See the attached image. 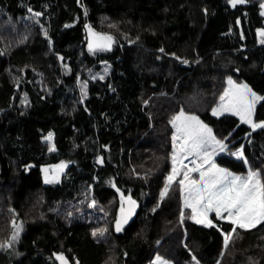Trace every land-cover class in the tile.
<instances>
[{
    "label": "trees",
    "instance_id": "trees-1",
    "mask_svg": "<svg viewBox=\"0 0 264 264\" xmlns=\"http://www.w3.org/2000/svg\"><path fill=\"white\" fill-rule=\"evenodd\" d=\"M263 3L0 0V244L11 245L0 264H264V225L225 249L232 225L195 223L178 183L160 198L181 111L226 143L219 166L264 176V128L212 114L229 78L264 97ZM89 26L113 37L110 50L89 52ZM241 148L247 164L231 155ZM61 163V181L45 183ZM121 193L140 209L119 233ZM13 222L26 227L16 244Z\"/></svg>",
    "mask_w": 264,
    "mask_h": 264
},
{
    "label": "snow or ice",
    "instance_id": "snow-or-ice-1",
    "mask_svg": "<svg viewBox=\"0 0 264 264\" xmlns=\"http://www.w3.org/2000/svg\"><path fill=\"white\" fill-rule=\"evenodd\" d=\"M235 7L238 4H244L247 0H229ZM264 8V4L261 5ZM31 11V9H29ZM39 16L40 13H35ZM264 15V13H262ZM89 35L92 39L89 41V52L110 50L113 37L94 32L91 26L88 27ZM264 37V31L259 33ZM264 43V39H261ZM163 51V49H161ZM102 78V77H101ZM228 88L220 96L219 105L213 109L214 116H220L224 113L240 116L242 123L249 124L253 130L264 128V123H255L252 119L255 105L264 97L258 96L247 85H237L231 78L228 79ZM86 85L82 86V92ZM86 96V92H84ZM172 126L175 129L172 135V169L166 177L165 186L160 193V198L166 197L174 183H178L183 195V207L190 209V219L197 224L205 227H217L210 218L215 215L217 220L226 221L232 225L228 233H224V247L229 246L230 239L237 229L249 231L264 225V176L258 170L249 168L246 175H236L226 168L219 167L214 160L218 152L227 151V145L221 140L216 139L212 129L199 120L196 116H188L181 111L173 117ZM53 134L49 133L46 139L51 142ZM50 151H55L54 144ZM231 155L237 159L244 158L243 149L232 152ZM187 160L188 164L184 161ZM102 162V161H101ZM66 164L53 166L55 175L49 179V169H43L45 173V183L58 182L59 174L66 167ZM197 174V178L193 177ZM179 177V179H177ZM121 199L127 200L129 209L127 216L123 215L125 209L121 206V218L116 221V230L120 231L122 223H127L128 218L133 214L136 201L131 196L124 197L121 193ZM184 213L181 212V222H183ZM16 231L11 239L15 241L21 227L16 226ZM106 229H100L99 232H93L103 235ZM11 246L10 244H0V247ZM61 264H69L64 255L56 257ZM195 259V257H193ZM157 264H168V261L162 257H156ZM78 264V262H76ZM199 264V261H197Z\"/></svg>",
    "mask_w": 264,
    "mask_h": 264
},
{
    "label": "rangeland",
    "instance_id": "rangeland-1",
    "mask_svg": "<svg viewBox=\"0 0 264 264\" xmlns=\"http://www.w3.org/2000/svg\"><path fill=\"white\" fill-rule=\"evenodd\" d=\"M264 4V3H263ZM230 5H231V3H230ZM232 6V5H231ZM262 13H264V8H262ZM261 31H264V28H262V29H260V31H259V33L261 32ZM232 79V78H231ZM237 85H247V84H240V83H238V82H236L234 79H232ZM228 82V81H227ZM248 86V85H247ZM249 87V86H248ZM227 88H228V83H227ZM250 88V87H249ZM253 92H255L258 96H260V97H263L260 93H258V92H256V91H254L252 88H250ZM261 102V100L260 101H258L257 103H256V105H255V109H256V107H257V105L259 104ZM219 105V104H218ZM217 105V106H218ZM216 106V107H217ZM215 107V108H216ZM254 112H255V110H254ZM186 115H188V116H196V117H198L197 115H193V114H188V113H186V112H184ZM225 114H231V113H224L223 115H225ZM232 115V114H231ZM220 116H222V115H220ZM234 116H236V117H238L239 119H240V116H238V115H234ZM253 117H254V113H253V116H252V119H253ZM199 118V120L200 121H202L201 119H200V117H198ZM241 120V119H240ZM203 122V121H202ZM204 123V122H203ZM204 124H206V123H204ZM245 124H247V123H245ZM207 125V124H206ZM249 125V124H248ZM208 126V125H207ZM209 127V126H208ZM210 128V127H209ZM174 132H175V129H174ZM212 133L214 134V132L212 131ZM217 139V138H216ZM219 140V139H218ZM224 144H226L224 141H222ZM222 153H225V152H218L215 156H214V158L216 157V156H218V155H220V154H222ZM186 162H187V160H185L184 161V163L186 164ZM216 163V162H215ZM63 164H66V163H63ZM217 164V163H216ZM59 165V164H58ZM67 166L63 169V171L59 174V178H58V182H52V183H47V184H57V183H59L60 181H61V179H62V177H63V175H64V173L66 172V169H67V167H68V164H66ZM218 165V164H217ZM53 166H55V165H53ZM53 166H49L48 167V169H49V172H48V177H49V179H52L53 177H54V175H55V172H54V170H53ZM219 166V165H218ZM219 167H221V166H219ZM221 168H223V167H221ZM230 171V170H229ZM230 172H232V171H230ZM232 173H234V172H232ZM234 174H236V173H234ZM236 175H238V174H236ZM44 177H45V173H44ZM194 177V176H193ZM194 178H197V177H194ZM178 179V178H177ZM212 215L213 214H211L210 215V218L212 217ZM17 226H19V227H21V230L19 231V233H18V236H17V239L15 240V241H11L12 242V244H16V243H18L20 240H21V238H22V236H23V234H24V232L26 231V227H25V225L24 224H22V223H20V224H17ZM15 231H16V229H15ZM14 231V232H15ZM161 257V256H160ZM163 258V257H162ZM164 260H166V261H168L167 259H165V258H163ZM154 263L155 264H157V262H156V258H155V260H154ZM168 264H173L172 262H170V261H168Z\"/></svg>",
    "mask_w": 264,
    "mask_h": 264
},
{
    "label": "water",
    "instance_id": "water-1",
    "mask_svg": "<svg viewBox=\"0 0 264 264\" xmlns=\"http://www.w3.org/2000/svg\"><path fill=\"white\" fill-rule=\"evenodd\" d=\"M247 166H248V169H249V165H248V164H247ZM133 200H134V199H133ZM135 201H136V200H135ZM124 209H125V212H124L123 215L127 216L128 209H129V203H128L127 201H126V203H125ZM139 209H140V205H139V203L136 201V206H135V209H134L133 214L128 218L127 223H122V228H121L120 231H118L119 233H122L124 227H125L126 225L132 223V222L136 219V217H137V215H138V213H139ZM120 218H121V212L119 213V217H118V219H120Z\"/></svg>",
    "mask_w": 264,
    "mask_h": 264
},
{
    "label": "built area",
    "instance_id": "built-area-1",
    "mask_svg": "<svg viewBox=\"0 0 264 264\" xmlns=\"http://www.w3.org/2000/svg\"><path fill=\"white\" fill-rule=\"evenodd\" d=\"M257 129H259V128H257ZM186 164H188V161L186 162Z\"/></svg>",
    "mask_w": 264,
    "mask_h": 264
},
{
    "label": "bare ground",
    "instance_id": "bare-ground-1",
    "mask_svg": "<svg viewBox=\"0 0 264 264\" xmlns=\"http://www.w3.org/2000/svg\"><path fill=\"white\" fill-rule=\"evenodd\" d=\"M260 36V35H259Z\"/></svg>",
    "mask_w": 264,
    "mask_h": 264
}]
</instances>
